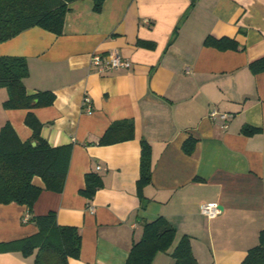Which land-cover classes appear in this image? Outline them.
<instances>
[{"label":"crops","instance_id":"0c3cea01","mask_svg":"<svg viewBox=\"0 0 264 264\" xmlns=\"http://www.w3.org/2000/svg\"><path fill=\"white\" fill-rule=\"evenodd\" d=\"M70 7L62 34L34 26L0 43V55L27 57L30 94L56 96L32 109L42 135L53 146L73 145L62 191L35 176L43 190L33 209L0 204V244L38 232L24 220L27 212L54 210L59 224L77 226L82 235L70 264H125L143 221L164 216L177 235L152 264H174L172 251L185 234L199 264H243L264 229V71L250 67L264 56V0H106L101 12L94 0H75ZM208 37L235 39L243 49H219ZM111 51L130 58L132 67L92 66L93 53ZM2 89L0 129L9 121L23 141L30 139L29 110L5 108L9 91ZM212 110L231 116L212 117ZM121 119L134 121L136 137L100 144ZM246 125L261 131L246 135ZM143 138L152 146V181L142 197ZM190 138L195 147L188 154L183 145ZM90 173L102 178L93 197L81 192ZM203 203H218L221 212L210 217ZM35 258L0 251V264Z\"/></svg>","mask_w":264,"mask_h":264},{"label":"trees","instance_id":"16d2710c","mask_svg":"<svg viewBox=\"0 0 264 264\" xmlns=\"http://www.w3.org/2000/svg\"><path fill=\"white\" fill-rule=\"evenodd\" d=\"M73 1L0 0V43L34 26L62 34ZM105 1L94 0V10L101 12ZM206 43L222 50L243 49L237 40L231 38L208 37ZM250 67L254 73L264 71V56L253 60ZM29 72L27 57L0 55V87H6L9 91L4 106L7 109H28L25 122L33 131L31 138L23 141L11 122H6L0 129V204L16 202L27 205L31 210L43 190L34 182L35 176L43 179L47 189L63 190L73 145L53 146L42 135L44 124L32 109L51 105L56 96L51 91L30 94L24 83ZM259 131L261 128L250 125L243 128L246 135H254ZM135 137L134 121L121 119L107 128L99 143L107 145ZM141 144V173L137 186L143 197L144 187L152 181V146L145 138ZM183 147L186 153H192L195 139H187ZM101 186V176L90 173L86 176V186L81 192L87 197H93ZM30 220L36 223L38 232L2 242L0 251H20L25 256L35 253V264H70V258L79 257L82 235L77 226L59 224L54 210L32 216ZM176 235V227L164 216L143 221L142 237L133 244L125 264H152L159 252L172 248ZM172 255L174 264H199L192 249L191 238L186 234L175 245ZM243 264H264V229L260 232L258 244L249 249Z\"/></svg>","mask_w":264,"mask_h":264},{"label":"built area","instance_id":"2783aa9c","mask_svg":"<svg viewBox=\"0 0 264 264\" xmlns=\"http://www.w3.org/2000/svg\"><path fill=\"white\" fill-rule=\"evenodd\" d=\"M133 62L130 58L122 56L120 53L111 51L108 53H99L95 52L92 54V66L101 72L108 71L114 68H131ZM85 104L87 106V111H93V105L91 103L90 97L86 96ZM210 115L212 117L220 116L222 119L227 120L231 116L226 112H219L217 110H212ZM227 126V123H225ZM202 212L210 217L217 216L221 212L220 205L218 203H203L201 206ZM92 210L94 208L92 207ZM31 219V214L27 212L24 216L25 221H29Z\"/></svg>","mask_w":264,"mask_h":264},{"label":"rangeland","instance_id":"374dc122","mask_svg":"<svg viewBox=\"0 0 264 264\" xmlns=\"http://www.w3.org/2000/svg\"><path fill=\"white\" fill-rule=\"evenodd\" d=\"M5 89H2V90H7V88L6 87H4Z\"/></svg>","mask_w":264,"mask_h":264},{"label":"water","instance_id":"95a60500","mask_svg":"<svg viewBox=\"0 0 264 264\" xmlns=\"http://www.w3.org/2000/svg\"><path fill=\"white\" fill-rule=\"evenodd\" d=\"M33 144H36L35 142H33Z\"/></svg>","mask_w":264,"mask_h":264}]
</instances>
